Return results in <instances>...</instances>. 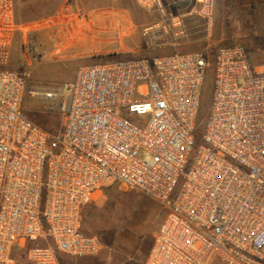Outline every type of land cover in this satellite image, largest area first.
<instances>
[{
	"label": "built area",
	"instance_id": "obj_1",
	"mask_svg": "<svg viewBox=\"0 0 264 264\" xmlns=\"http://www.w3.org/2000/svg\"><path fill=\"white\" fill-rule=\"evenodd\" d=\"M166 15V0H136ZM211 20L216 0H193ZM0 0V49L13 33ZM210 107L196 135L202 91ZM30 92L26 76L0 70V264L30 248L29 264L98 255L83 213L108 182L167 209L145 264H264V71L244 44L203 52L86 64L62 87ZM27 92L66 95L52 134L23 111Z\"/></svg>",
	"mask_w": 264,
	"mask_h": 264
},
{
	"label": "rangeland",
	"instance_id": "obj_2",
	"mask_svg": "<svg viewBox=\"0 0 264 264\" xmlns=\"http://www.w3.org/2000/svg\"><path fill=\"white\" fill-rule=\"evenodd\" d=\"M230 1L216 0L212 19L204 20L191 14L193 0H166V15L147 10L136 0H11L13 33L8 47L0 49V70L25 74L32 92L60 88L75 78L79 67L91 63L194 52H203L211 59L219 46L231 45L235 32L239 41L264 50V0H238L239 7L251 6L257 13L237 20L233 35L226 31ZM76 22L89 38L101 40L99 48L90 51L85 60L54 48L57 27L64 25L68 30ZM105 29L109 32H103ZM43 31L50 46L42 40ZM213 79L210 72L202 91V120L209 111ZM30 92L24 99V113L50 133L58 134L65 121L66 95L48 103ZM167 212L149 196L108 182L85 209L83 228L102 241L104 248L98 255L108 256L115 263L145 264ZM38 245L46 242L16 247V264H29L28 250Z\"/></svg>",
	"mask_w": 264,
	"mask_h": 264
},
{
	"label": "crops",
	"instance_id": "obj_3",
	"mask_svg": "<svg viewBox=\"0 0 264 264\" xmlns=\"http://www.w3.org/2000/svg\"><path fill=\"white\" fill-rule=\"evenodd\" d=\"M257 13V10L252 8L251 6L245 7L244 5L238 6V0H231L230 6H228V10L226 12L227 17L230 18V25L226 26V31L230 32L232 35L234 33V27L233 25L236 23L237 20H242L244 18V15L255 16ZM82 25L79 22H76L71 25V28L68 27V30L63 25L62 27H57V30L54 32V41H55V47L59 48L60 50H63V54H73L75 57L80 58L81 60H85L88 58V53L90 51L97 50L99 47L97 46V43L101 42L100 39L94 37L89 38L87 31H83ZM74 28V29H72ZM103 28V27H102ZM104 29V28H103ZM103 32H109L106 29L103 30ZM43 38L42 40H45L47 44L50 43L48 40V35L43 31ZM51 38V37H50ZM233 41L232 44H244L249 51L250 57L252 58V63L257 71L263 72L264 71V50L254 49L253 44L249 43H243L239 41L240 39L238 37V34L236 32L234 33L232 37ZM53 41V39H52ZM93 42V43H92ZM50 46V45H49ZM56 50V49H55ZM50 52V48H49ZM60 264H121L120 261L116 262L112 259H109L108 256L105 255H93L88 256L84 258H75L71 257L69 255L60 254L59 255ZM124 264H130V263H124Z\"/></svg>",
	"mask_w": 264,
	"mask_h": 264
},
{
	"label": "trees",
	"instance_id": "obj_4",
	"mask_svg": "<svg viewBox=\"0 0 264 264\" xmlns=\"http://www.w3.org/2000/svg\"><path fill=\"white\" fill-rule=\"evenodd\" d=\"M204 120H205V119H204ZM204 120H202L201 109H200V114H199V118H198V127H197V130H196V135H197L198 137L201 136L202 129H203V123H204Z\"/></svg>",
	"mask_w": 264,
	"mask_h": 264
},
{
	"label": "bare ground",
	"instance_id": "obj_5",
	"mask_svg": "<svg viewBox=\"0 0 264 264\" xmlns=\"http://www.w3.org/2000/svg\"><path fill=\"white\" fill-rule=\"evenodd\" d=\"M36 91H38V90H36ZM37 95H38L39 98L44 99L40 92H38Z\"/></svg>",
	"mask_w": 264,
	"mask_h": 264
}]
</instances>
